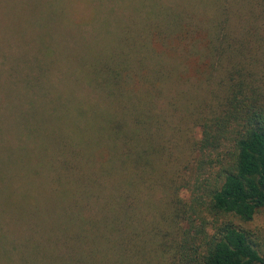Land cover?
<instances>
[{"label": "trees", "instance_id": "1", "mask_svg": "<svg viewBox=\"0 0 264 264\" xmlns=\"http://www.w3.org/2000/svg\"><path fill=\"white\" fill-rule=\"evenodd\" d=\"M66 9L89 46L67 79L36 70L26 131L0 138V264H264L236 223L264 209V0Z\"/></svg>", "mask_w": 264, "mask_h": 264}, {"label": "rangeland", "instance_id": "2", "mask_svg": "<svg viewBox=\"0 0 264 264\" xmlns=\"http://www.w3.org/2000/svg\"><path fill=\"white\" fill-rule=\"evenodd\" d=\"M39 1L0 0V138L12 142L20 138V132L26 131L25 122L34 114L32 109L36 97L30 93L29 84L36 79V70L47 68L45 66L48 64L49 68L60 72L59 76L55 75V79H67L66 64L71 63L72 58L76 64L89 46L82 39L69 35L71 28L66 22V0H42L44 2L41 3V8L47 12L44 16L45 24L48 22L56 26L57 32H54L53 42L57 49L54 57H51L45 66L41 65V56L37 55L38 47L43 43L39 36L40 22L37 19L40 9L36 8V4ZM109 42L111 40L107 38L104 43ZM67 44L70 61L64 56ZM196 131L199 138L200 132ZM180 197L184 201L188 200L190 191L182 189ZM236 223L245 228L260 247L264 244V209L253 221Z\"/></svg>", "mask_w": 264, "mask_h": 264}]
</instances>
